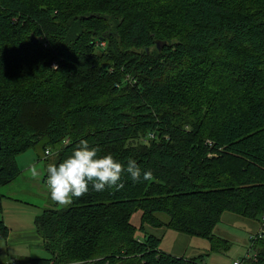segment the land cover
Listing matches in <instances>:
<instances>
[{"label": "trees", "instance_id": "1", "mask_svg": "<svg viewBox=\"0 0 264 264\" xmlns=\"http://www.w3.org/2000/svg\"><path fill=\"white\" fill-rule=\"evenodd\" d=\"M80 138L152 177L45 207L34 227L49 256L19 261L204 264L146 227L218 250L224 211L264 223V0H0V185L40 140L56 161Z\"/></svg>", "mask_w": 264, "mask_h": 264}, {"label": "rangeland", "instance_id": "2", "mask_svg": "<svg viewBox=\"0 0 264 264\" xmlns=\"http://www.w3.org/2000/svg\"><path fill=\"white\" fill-rule=\"evenodd\" d=\"M51 148L53 151L55 146ZM15 160L21 169L19 175L11 182L0 185V194L4 195L0 218L13 230L8 238L0 239L1 264H8L22 257L49 256L43 247V240L35 237L34 217L45 207L63 206L50 200L43 175H32L33 164L40 171L46 163L53 162L51 154L44 156L43 139L15 155ZM158 216L167 219L164 213H158ZM140 221L141 211L137 210L132 214L131 222L139 226ZM262 226L260 219L224 211L213 232L216 237L226 239L228 247L218 250L211 249V241L207 238L188 235L172 228L148 225L146 230L161 237L160 247L163 250L189 257L202 256L204 264H234V260H239L241 264H255L248 259L253 255L251 237L261 232ZM28 233L33 235V239L25 238ZM17 234L20 236L16 241Z\"/></svg>", "mask_w": 264, "mask_h": 264}, {"label": "clouds", "instance_id": "3", "mask_svg": "<svg viewBox=\"0 0 264 264\" xmlns=\"http://www.w3.org/2000/svg\"><path fill=\"white\" fill-rule=\"evenodd\" d=\"M31 171L34 177L43 175L50 200L59 205L71 204L90 190L120 189L124 173L133 182L152 177L151 169H141L135 159L122 162L111 153L101 155L99 146L90 145L85 138H80L64 158L46 163L40 171L33 164Z\"/></svg>", "mask_w": 264, "mask_h": 264}, {"label": "crops", "instance_id": "4", "mask_svg": "<svg viewBox=\"0 0 264 264\" xmlns=\"http://www.w3.org/2000/svg\"><path fill=\"white\" fill-rule=\"evenodd\" d=\"M3 220H4V219H3ZM4 222H5V221H4ZM7 226H8V225H7ZM8 227H9V226H8ZM34 228H35V227H34ZM12 233H13V230H12V228L10 227V228H9L8 235H7L6 238H8L10 235H12ZM34 233H35V237H36V238L38 237L39 239H42L41 235L37 232L36 228H35V232H34ZM19 234H20V233H19ZM19 234H17V237H15L16 241L19 239V237H18V236H20ZM32 236H33V235H29V233H28V234L25 236V238H26V239H33ZM6 238H5V239H6ZM42 240H43V239H42ZM4 248H5V247H4ZM168 252H169V251H168ZM21 259H22V260H23V259H26V257H22ZM6 260H9V259H6ZM0 264H1V263H0ZM3 264H4V263H3Z\"/></svg>", "mask_w": 264, "mask_h": 264}, {"label": "built area", "instance_id": "5", "mask_svg": "<svg viewBox=\"0 0 264 264\" xmlns=\"http://www.w3.org/2000/svg\"><path fill=\"white\" fill-rule=\"evenodd\" d=\"M46 154H49L48 150L45 151ZM264 226V223H263ZM262 226V229H263ZM263 230L261 232H258V236L262 234ZM8 264H32L30 261H19V260H13L12 262H9ZM234 264H241L239 260H234Z\"/></svg>", "mask_w": 264, "mask_h": 264}, {"label": "water", "instance_id": "6", "mask_svg": "<svg viewBox=\"0 0 264 264\" xmlns=\"http://www.w3.org/2000/svg\"><path fill=\"white\" fill-rule=\"evenodd\" d=\"M156 45L160 48V46H161V41H156Z\"/></svg>", "mask_w": 264, "mask_h": 264}]
</instances>
